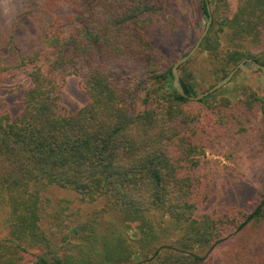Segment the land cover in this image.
<instances>
[{
    "label": "trees",
    "instance_id": "obj_1",
    "mask_svg": "<svg viewBox=\"0 0 264 264\" xmlns=\"http://www.w3.org/2000/svg\"><path fill=\"white\" fill-rule=\"evenodd\" d=\"M172 2L18 0L8 17L0 6V84L28 82L16 111L0 108V264H212L227 242L221 264H264V184L251 211L204 210L200 171L207 152L236 151L264 97L177 92ZM209 3L210 14L200 0L212 23L195 57L215 84L248 59L264 65V0ZM184 66L181 85L195 96ZM72 76L87 98L73 113L61 104ZM49 187L102 205L74 212L68 199H45Z\"/></svg>",
    "mask_w": 264,
    "mask_h": 264
},
{
    "label": "rangeland",
    "instance_id": "obj_2",
    "mask_svg": "<svg viewBox=\"0 0 264 264\" xmlns=\"http://www.w3.org/2000/svg\"><path fill=\"white\" fill-rule=\"evenodd\" d=\"M18 0H0L5 17H8ZM211 2V0H210ZM210 7H213V5ZM165 22L171 28L169 31L175 43L179 44L175 57L177 61L185 53L191 51L196 44L195 38L199 39L206 27V20L201 15L200 0H173L167 9ZM61 14H67V10H62ZM176 61V62H177ZM186 65V67L184 66ZM182 75L189 79V74L194 72L192 81L197 80V94H201L215 84L214 80L208 76V65L201 56L191 58L190 62L184 64ZM174 66V65H173ZM253 67V64H251ZM200 75H197V73ZM28 82L21 78L0 84V108L1 103L8 102L12 105V110L16 111L17 99ZM248 88L256 90L264 97V84L261 81V72L247 73L239 71L234 82L228 84L229 95L233 88ZM61 104L69 112L73 113L87 104V98L80 88V78L69 77L63 88ZM248 130L243 134H238L236 151L223 149L222 155L207 152L200 167L201 174L211 192V199L204 210L224 211L228 208H240L247 211L253 210L259 203L260 194L264 184V108L259 111L256 119L248 124ZM45 199H50L52 203L58 200L68 199L72 201L73 211L83 209L87 212L102 205L100 201L94 204H86L80 195L62 188L49 187L44 193ZM49 227L52 224L49 223ZM2 235L7 232L0 228ZM133 230L130 234L135 237ZM230 242H227L209 254L212 264H221L226 257V252ZM259 252L264 254V244H261Z\"/></svg>",
    "mask_w": 264,
    "mask_h": 264
},
{
    "label": "water",
    "instance_id": "obj_3",
    "mask_svg": "<svg viewBox=\"0 0 264 264\" xmlns=\"http://www.w3.org/2000/svg\"><path fill=\"white\" fill-rule=\"evenodd\" d=\"M204 1L207 4V9H208V12L210 14L211 7H210L209 0H204ZM211 23H212V19H211V16H210V18H208V20H207L206 27H205L204 31L200 35L199 39L197 40L196 44L193 46L191 51L185 57L179 59L174 64V66L172 68V73H173V76H174V82H173L174 88L177 90V92L180 95H182L183 97L187 98L188 100H190L192 102H198V101H200V100H202L204 98H207L210 95L215 94L219 90L223 89L224 87H226L228 84L231 83V81L233 80L235 75L240 70L245 71L247 73L261 72V81L264 84V65H261V64L257 63L256 61H253L252 59H248L246 61H243L239 65H237L233 70H231V72L224 79H222L219 82H217L209 90H207V91H205V92H203L201 94H197L195 96H188L185 93L184 88L181 85L179 69H180L181 66L186 64L199 51L203 41L205 40L206 36L208 35V32H209L210 27H211ZM247 63L253 64V67H249L247 65Z\"/></svg>",
    "mask_w": 264,
    "mask_h": 264
}]
</instances>
